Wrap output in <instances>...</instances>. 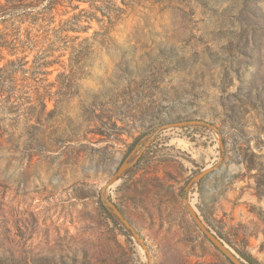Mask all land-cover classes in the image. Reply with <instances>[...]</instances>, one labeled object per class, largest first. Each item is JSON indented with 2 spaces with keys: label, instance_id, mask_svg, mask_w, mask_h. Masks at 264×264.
<instances>
[{
  "label": "rangeland",
  "instance_id": "obj_1",
  "mask_svg": "<svg viewBox=\"0 0 264 264\" xmlns=\"http://www.w3.org/2000/svg\"><path fill=\"white\" fill-rule=\"evenodd\" d=\"M40 16L1 25L0 264H264V0Z\"/></svg>",
  "mask_w": 264,
  "mask_h": 264
},
{
  "label": "trees",
  "instance_id": "obj_2",
  "mask_svg": "<svg viewBox=\"0 0 264 264\" xmlns=\"http://www.w3.org/2000/svg\"><path fill=\"white\" fill-rule=\"evenodd\" d=\"M60 1L63 0H6L4 4L0 5V51L2 48H17V43H20L21 46L25 44L20 38V27L15 33V37L9 40V34L3 32L1 25H5L6 29H9V27H14L16 22L23 23L31 18L34 21L38 20L43 12L52 10ZM73 1L75 0H69L70 3H73ZM75 7H78V5H75ZM2 59L3 57L0 56V63ZM47 63L45 62L44 64ZM24 64L19 61V66ZM8 65H0V87L2 90L8 79L13 80L14 74L19 68L14 61H9Z\"/></svg>",
  "mask_w": 264,
  "mask_h": 264
},
{
  "label": "bare ground",
  "instance_id": "obj_3",
  "mask_svg": "<svg viewBox=\"0 0 264 264\" xmlns=\"http://www.w3.org/2000/svg\"><path fill=\"white\" fill-rule=\"evenodd\" d=\"M138 152V151H137ZM136 152V153H137ZM135 153V151L133 152ZM131 154V156H129L126 161L123 163L122 165V168H121V173H123L124 171H126L128 168H130V166L133 164L135 158L138 156V153L137 154ZM137 155V156H136Z\"/></svg>",
  "mask_w": 264,
  "mask_h": 264
}]
</instances>
